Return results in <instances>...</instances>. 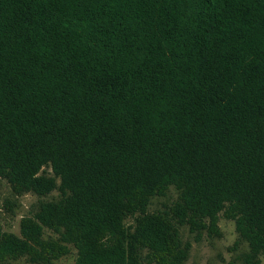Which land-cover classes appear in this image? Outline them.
Returning <instances> with one entry per match:
<instances>
[{
    "label": "trees",
    "instance_id": "trees-1",
    "mask_svg": "<svg viewBox=\"0 0 264 264\" xmlns=\"http://www.w3.org/2000/svg\"><path fill=\"white\" fill-rule=\"evenodd\" d=\"M0 178L59 192L0 226V262L182 264L177 226L221 213L260 264L264 0H0Z\"/></svg>",
    "mask_w": 264,
    "mask_h": 264
},
{
    "label": "rangeland",
    "instance_id": "rangeland-1",
    "mask_svg": "<svg viewBox=\"0 0 264 264\" xmlns=\"http://www.w3.org/2000/svg\"><path fill=\"white\" fill-rule=\"evenodd\" d=\"M42 173L52 175L48 166L42 169ZM58 198L59 192L57 190L43 196L33 192L14 193L10 184L4 178H0V226L2 230L19 236V222L23 216H32L38 210L41 202L57 200ZM178 200V191L170 186L164 195H155L150 198L147 211L149 213L166 211ZM125 224L133 226L134 217H127ZM218 227L220 235L210 236L205 231L191 232L186 224L177 226L182 245L189 244L186 259L182 264H244L242 257L248 252L249 247L247 242L240 239L235 230L234 222L223 218L220 213ZM42 234L44 238L57 236L47 228H43ZM141 256L143 262L147 264L145 251H142ZM76 258V248L69 245L67 254L45 264H75ZM259 258L260 264H264V254L260 255ZM0 264L38 263H32L26 257H20L2 261Z\"/></svg>",
    "mask_w": 264,
    "mask_h": 264
}]
</instances>
